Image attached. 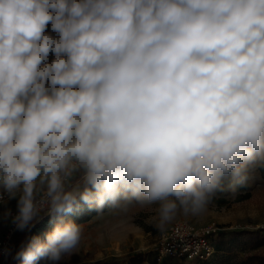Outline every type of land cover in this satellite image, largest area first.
<instances>
[{
    "label": "clouds",
    "instance_id": "obj_1",
    "mask_svg": "<svg viewBox=\"0 0 264 264\" xmlns=\"http://www.w3.org/2000/svg\"><path fill=\"white\" fill-rule=\"evenodd\" d=\"M262 166L264 0H0V219L15 231L44 211L156 205L163 232ZM82 233L57 222L14 259L60 264Z\"/></svg>",
    "mask_w": 264,
    "mask_h": 264
},
{
    "label": "rangeland",
    "instance_id": "obj_2",
    "mask_svg": "<svg viewBox=\"0 0 264 264\" xmlns=\"http://www.w3.org/2000/svg\"><path fill=\"white\" fill-rule=\"evenodd\" d=\"M243 192H248V196L235 200L237 190L229 188L224 195L225 203L212 201L202 216H180L174 222L189 221L196 227L216 225L211 236L215 246L213 255L228 252L244 255L257 251L264 256V173L260 167L250 174L248 187ZM12 202L9 201L8 208L16 204L15 200ZM155 207L133 206L126 212L112 210L79 223L83 229L81 242L74 254L60 264L188 263V260L169 256L156 259L157 247L167 229L161 232L153 226L151 218L155 215ZM257 236L263 238L252 248ZM138 257L143 260L136 263Z\"/></svg>",
    "mask_w": 264,
    "mask_h": 264
},
{
    "label": "built area",
    "instance_id": "obj_3",
    "mask_svg": "<svg viewBox=\"0 0 264 264\" xmlns=\"http://www.w3.org/2000/svg\"><path fill=\"white\" fill-rule=\"evenodd\" d=\"M16 213V208L11 209ZM216 225L196 227L189 221L172 223L162 234L157 247V260L162 256H169L183 260H206L213 256L215 246L211 236L216 230ZM16 233L14 226L5 220L0 227V264L7 258L5 249H10L12 237Z\"/></svg>",
    "mask_w": 264,
    "mask_h": 264
},
{
    "label": "trees",
    "instance_id": "obj_4",
    "mask_svg": "<svg viewBox=\"0 0 264 264\" xmlns=\"http://www.w3.org/2000/svg\"><path fill=\"white\" fill-rule=\"evenodd\" d=\"M260 168L264 173V166ZM247 187H248V181L243 186L230 187L226 185L224 191L217 193V195L214 197L212 201L216 202L217 204L225 203L226 199L224 195L229 188H235L237 190V193L235 195V200L246 198L248 196V192H243V190H246ZM94 214L97 213L95 211H90L87 205H82L81 209L78 211H75L67 215H60L55 218L47 215L46 211L42 212L40 218L34 222L30 230H26L24 232H16L13 235L12 245L10 248L11 252L8 253L6 261L3 262L2 264H20L19 260L14 259V255L15 252L20 248L21 244L26 243L32 236H39L41 239H43L45 234L50 232L57 222L60 221L67 222L68 220H72L79 224L89 219ZM257 238L258 240L254 245H252V248H255V246L262 240L263 237L257 236ZM142 260H143L142 257H138L135 260V262L138 263ZM46 261L47 259L44 258L39 260L37 264H45ZM179 264H264V256L257 251L251 253H245L244 255L228 252V253H219L213 255L212 257L206 260H201V261L191 260L188 263H179Z\"/></svg>",
    "mask_w": 264,
    "mask_h": 264
},
{
    "label": "crops",
    "instance_id": "obj_5",
    "mask_svg": "<svg viewBox=\"0 0 264 264\" xmlns=\"http://www.w3.org/2000/svg\"><path fill=\"white\" fill-rule=\"evenodd\" d=\"M12 201H13V200H12ZM12 201H10V202H12ZM12 203H13V202H12ZM13 208H16V204H12V206L10 207V209H13ZM3 211H4V208H3L2 205H0V215H2ZM109 211H112V210H109V209H108V210L104 211V213L109 212ZM98 215H99V214H94L93 216L90 217V219H91V218H94L95 216H98ZM4 221H5V220L0 219V227H2ZM85 221H86V220H85ZM85 221H83V222H85ZM83 222H81V223H83Z\"/></svg>",
    "mask_w": 264,
    "mask_h": 264
}]
</instances>
